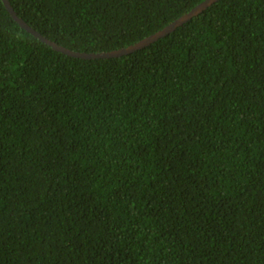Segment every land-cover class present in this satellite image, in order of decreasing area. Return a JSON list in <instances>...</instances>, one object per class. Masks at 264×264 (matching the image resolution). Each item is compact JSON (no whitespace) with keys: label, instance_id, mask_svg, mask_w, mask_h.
<instances>
[{"label":"trees","instance_id":"obj_1","mask_svg":"<svg viewBox=\"0 0 264 264\" xmlns=\"http://www.w3.org/2000/svg\"><path fill=\"white\" fill-rule=\"evenodd\" d=\"M0 264H264V0H0Z\"/></svg>","mask_w":264,"mask_h":264},{"label":"water","instance_id":"obj_2","mask_svg":"<svg viewBox=\"0 0 264 264\" xmlns=\"http://www.w3.org/2000/svg\"><path fill=\"white\" fill-rule=\"evenodd\" d=\"M4 7L12 17V19L26 32L30 33L34 38L38 39L42 43L46 44L47 46L51 47L54 51L59 52L67 57L81 59V60H101V59H112V58H120L123 56H127L132 54L138 50L144 49L151 44L155 43L159 39H162L172 32H174L177 28L183 26L194 17L199 16L202 12H204L207 8L211 7L214 3L218 2L219 0H205L204 2L200 3L190 12L186 13L172 24L168 25L164 29L160 30L159 32L141 40L140 42L129 46L124 49L106 52V53H79L74 52L69 49H66L62 46H59L56 43L48 40L47 38L43 37L40 33L36 32L30 26H28L22 19H20L17 14L14 12L13 8L11 7L8 0H1Z\"/></svg>","mask_w":264,"mask_h":264}]
</instances>
